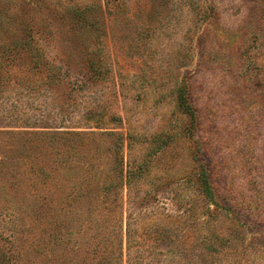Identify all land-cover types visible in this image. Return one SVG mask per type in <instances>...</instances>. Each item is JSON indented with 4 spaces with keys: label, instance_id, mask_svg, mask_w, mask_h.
Returning <instances> with one entry per match:
<instances>
[{
    "label": "rangeland",
    "instance_id": "rangeland-1",
    "mask_svg": "<svg viewBox=\"0 0 264 264\" xmlns=\"http://www.w3.org/2000/svg\"><path fill=\"white\" fill-rule=\"evenodd\" d=\"M260 10L0 0V264H264Z\"/></svg>",
    "mask_w": 264,
    "mask_h": 264
},
{
    "label": "trees",
    "instance_id": "trees-1",
    "mask_svg": "<svg viewBox=\"0 0 264 264\" xmlns=\"http://www.w3.org/2000/svg\"><path fill=\"white\" fill-rule=\"evenodd\" d=\"M258 1H259V6L261 8V10H260L261 14L259 15V20L261 22H264V0H258ZM13 47H14V44H13ZM6 49H9V46L4 45V46L0 47L1 53L4 50L6 51ZM5 51H4V53H5ZM239 54L245 60H246L247 56L249 55V53L246 52L245 49H240ZM123 181H124V183H127L128 182L127 177H124ZM199 185H200V190L203 194L205 202H207L210 205H214L215 208L218 209L219 203L216 200L215 191H214V188L212 186V183H211V180L209 177V173L203 165H201V171L199 174ZM213 242L216 243L215 235H213L211 237H205L204 241H203L204 248L206 250H215V248L213 247L214 246ZM4 261L5 260L3 258V260H1V264Z\"/></svg>",
    "mask_w": 264,
    "mask_h": 264
}]
</instances>
